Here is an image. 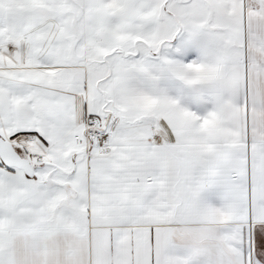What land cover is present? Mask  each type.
<instances>
[{"label":"snow or ice","instance_id":"1","mask_svg":"<svg viewBox=\"0 0 264 264\" xmlns=\"http://www.w3.org/2000/svg\"><path fill=\"white\" fill-rule=\"evenodd\" d=\"M0 264H264V0H0Z\"/></svg>","mask_w":264,"mask_h":264}]
</instances>
